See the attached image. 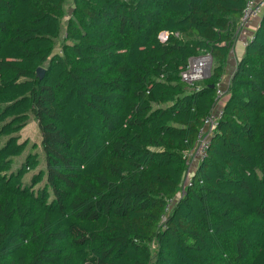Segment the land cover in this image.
I'll use <instances>...</instances> for the list:
<instances>
[{
    "label": "trees",
    "instance_id": "1",
    "mask_svg": "<svg viewBox=\"0 0 264 264\" xmlns=\"http://www.w3.org/2000/svg\"><path fill=\"white\" fill-rule=\"evenodd\" d=\"M66 2L0 0V264H264V12L162 228L247 0H73L56 52ZM31 116L45 168L26 182Z\"/></svg>",
    "mask_w": 264,
    "mask_h": 264
},
{
    "label": "built area",
    "instance_id": "2",
    "mask_svg": "<svg viewBox=\"0 0 264 264\" xmlns=\"http://www.w3.org/2000/svg\"><path fill=\"white\" fill-rule=\"evenodd\" d=\"M264 12V0H247L243 13L240 17L239 28L244 27L250 21L261 18ZM168 33L163 31L160 33L161 40H166ZM255 33H253L245 42L247 45L250 41L254 40ZM213 63L212 55L209 52L203 53L198 56H193L189 59L188 64L180 73L181 79L189 85L195 86L197 82L204 80L211 74V67ZM230 80L225 85L220 83L217 89V102L225 96H228ZM216 102V103H217ZM216 106V105H215ZM223 115V106L215 108L205 118L203 126L197 135V142L195 147L187 152L189 167L185 174L182 188L177 196L168 199L165 212L161 216L162 228L165 227V221L168 214L173 209L178 199L184 194L186 185L192 184V175L194 174L200 160L207 156V150L211 143V138L216 130L220 117Z\"/></svg>",
    "mask_w": 264,
    "mask_h": 264
},
{
    "label": "rangeland",
    "instance_id": "3",
    "mask_svg": "<svg viewBox=\"0 0 264 264\" xmlns=\"http://www.w3.org/2000/svg\"><path fill=\"white\" fill-rule=\"evenodd\" d=\"M72 7H73V0H67V2L65 4L66 16L62 20L63 28H62L60 36L56 39V45H55V51L56 52L61 51V47H62L61 43H62V41L64 39V35H65V25H66L67 19L70 17V15L72 13V10H73ZM213 67H214V63H212L211 70L213 69ZM199 82H197V83H199ZM19 134L21 137L20 140L21 141L28 140L29 144H28L26 151L20 157L16 158V160H15L16 163H15L13 169H16L17 167H19L21 165V163L25 159V156L30 151H34V152L37 151L40 155L41 163L39 164V166H37L35 169H32L28 174H26V176L24 178L26 182H30L32 175H34L36 172H38V170L40 168H45V157H44V153H43V150L41 147L42 136H41V132L39 129L38 122L35 120V118L33 116L30 117L26 126L19 132ZM34 147H36V148L34 149ZM44 182L45 181L41 182L36 187L42 186L44 184Z\"/></svg>",
    "mask_w": 264,
    "mask_h": 264
},
{
    "label": "crops",
    "instance_id": "4",
    "mask_svg": "<svg viewBox=\"0 0 264 264\" xmlns=\"http://www.w3.org/2000/svg\"><path fill=\"white\" fill-rule=\"evenodd\" d=\"M260 23L259 19H254L250 21L247 25L244 27L237 28L236 31V40L234 43L233 48L231 49V53L226 61L225 64V71L222 77V84L225 85L228 80L231 79V76L233 75L234 71L236 70L237 64L242 58V56L245 53L246 49V40L255 33L258 25ZM228 96L222 97L217 103L215 108H220L224 106L225 102L227 101Z\"/></svg>",
    "mask_w": 264,
    "mask_h": 264
},
{
    "label": "water",
    "instance_id": "5",
    "mask_svg": "<svg viewBox=\"0 0 264 264\" xmlns=\"http://www.w3.org/2000/svg\"><path fill=\"white\" fill-rule=\"evenodd\" d=\"M230 53H231V52H230ZM45 70H46L45 67H43V66H39V67L37 68V75H38L39 77H43L44 74H45Z\"/></svg>",
    "mask_w": 264,
    "mask_h": 264
}]
</instances>
